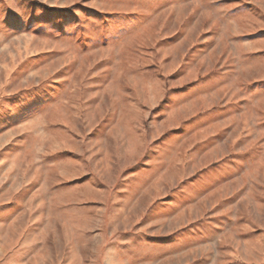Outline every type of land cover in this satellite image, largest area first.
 <instances>
[{
	"label": "rangeland",
	"instance_id": "1",
	"mask_svg": "<svg viewBox=\"0 0 264 264\" xmlns=\"http://www.w3.org/2000/svg\"><path fill=\"white\" fill-rule=\"evenodd\" d=\"M0 264H264V0H0Z\"/></svg>",
	"mask_w": 264,
	"mask_h": 264
}]
</instances>
